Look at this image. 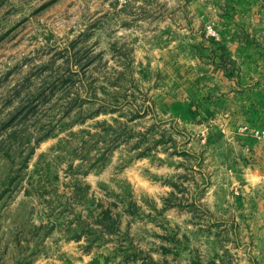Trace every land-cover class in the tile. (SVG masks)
I'll return each instance as SVG.
<instances>
[{
  "label": "rangeland",
  "instance_id": "obj_1",
  "mask_svg": "<svg viewBox=\"0 0 264 264\" xmlns=\"http://www.w3.org/2000/svg\"><path fill=\"white\" fill-rule=\"evenodd\" d=\"M263 84L264 0H0V264H264Z\"/></svg>",
  "mask_w": 264,
  "mask_h": 264
},
{
  "label": "crops",
  "instance_id": "obj_2",
  "mask_svg": "<svg viewBox=\"0 0 264 264\" xmlns=\"http://www.w3.org/2000/svg\"><path fill=\"white\" fill-rule=\"evenodd\" d=\"M251 99L253 105L247 106L244 113L246 123H243L250 125L254 121L258 126H264V84L253 88ZM192 111L197 112L199 118L200 115L205 114L204 111H208L207 104L199 103V106L192 104ZM253 117L255 120H252ZM240 153L242 176L248 184H256V191L263 195L264 201V138L255 139L249 135H243Z\"/></svg>",
  "mask_w": 264,
  "mask_h": 264
},
{
  "label": "built area",
  "instance_id": "obj_3",
  "mask_svg": "<svg viewBox=\"0 0 264 264\" xmlns=\"http://www.w3.org/2000/svg\"><path fill=\"white\" fill-rule=\"evenodd\" d=\"M255 134L257 135V137L259 138H264V126L262 128H257L255 130Z\"/></svg>",
  "mask_w": 264,
  "mask_h": 264
},
{
  "label": "trees",
  "instance_id": "obj_4",
  "mask_svg": "<svg viewBox=\"0 0 264 264\" xmlns=\"http://www.w3.org/2000/svg\"><path fill=\"white\" fill-rule=\"evenodd\" d=\"M192 102H194V103H192V104H195V105H198L199 106V103L198 102H195V101H192ZM172 141H173V139H171ZM104 214H105V216H106V218H110V216H109V214H108V212L107 211H105L104 212ZM101 222V221H100Z\"/></svg>",
  "mask_w": 264,
  "mask_h": 264
}]
</instances>
